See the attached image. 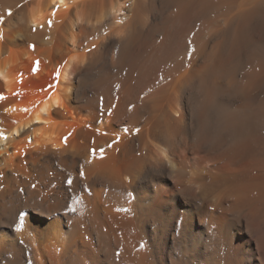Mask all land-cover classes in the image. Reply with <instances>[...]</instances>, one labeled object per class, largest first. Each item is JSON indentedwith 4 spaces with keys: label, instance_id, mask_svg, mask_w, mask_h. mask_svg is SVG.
I'll use <instances>...</instances> for the list:
<instances>
[{
    "label": "bare ground",
    "instance_id": "6f19581e",
    "mask_svg": "<svg viewBox=\"0 0 264 264\" xmlns=\"http://www.w3.org/2000/svg\"><path fill=\"white\" fill-rule=\"evenodd\" d=\"M0 97V264H264V0H0Z\"/></svg>",
    "mask_w": 264,
    "mask_h": 264
},
{
    "label": "snow or ice",
    "instance_id": "6c2138e0",
    "mask_svg": "<svg viewBox=\"0 0 264 264\" xmlns=\"http://www.w3.org/2000/svg\"><path fill=\"white\" fill-rule=\"evenodd\" d=\"M10 14V13H9ZM29 47H32V45H30ZM0 98H2V97H0Z\"/></svg>",
    "mask_w": 264,
    "mask_h": 264
}]
</instances>
